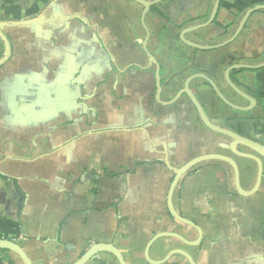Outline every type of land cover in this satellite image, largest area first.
<instances>
[{
    "label": "crops",
    "instance_id": "crops-1",
    "mask_svg": "<svg viewBox=\"0 0 264 264\" xmlns=\"http://www.w3.org/2000/svg\"><path fill=\"white\" fill-rule=\"evenodd\" d=\"M213 3L161 0L142 21L134 0H0V238L32 264H74L97 243L126 264H264V172L242 195L232 166L208 159L170 192L176 171L209 153L234 160L243 192L256 183V161L175 98L205 75L232 104L191 79L210 120L264 143V9L226 45L185 43ZM258 4L220 0L184 39L225 41ZM235 64L261 65L228 71L249 109L226 81ZM0 264L24 263L0 250ZM84 264L120 263L102 247Z\"/></svg>",
    "mask_w": 264,
    "mask_h": 264
},
{
    "label": "water",
    "instance_id": "water-1",
    "mask_svg": "<svg viewBox=\"0 0 264 264\" xmlns=\"http://www.w3.org/2000/svg\"><path fill=\"white\" fill-rule=\"evenodd\" d=\"M134 1H136L138 4L142 5L143 10H142L141 17H142V21H144L145 15L149 11L150 7L153 6L157 2H160L161 0H152V1H148V0H134ZM219 4H220V0H214L210 15H209L208 19L204 23H201V24H198V25H195V26H192V27H188V28H185V29L182 30L181 39L185 43L189 44L192 47H196V48H199V49H208V48L210 49V48L220 47V46L226 45L230 41H232L236 37V35L240 32V30L244 26V23H245L246 19L248 18V16L250 15V13H252L254 10L264 9V4H258V5H255L252 8L247 9L245 11L241 21L239 22L236 30L234 31V33L228 39H226L225 41H222V42H220V43H218L216 45L200 46V45H198L196 43H192V42H189L186 39H184V36H183L184 33L188 32V31H192V30L198 29V28H201V27H204V26L208 25L209 23H211L214 20L215 16H216V13H217L218 8H219ZM148 56H149L150 60H152L154 63H157L155 58L151 54L148 53ZM259 66H261V65L252 66V65H245V64H235V65L230 66L229 69L227 70V72L225 73L226 81L230 85V87L236 93H238L240 96H242L243 98L247 99V101L249 102V105L247 107H241L242 109H249L250 107L254 106L255 103H256V100L254 98L248 96L246 93H244L241 89H239L236 85H234L230 81V79L228 77V71L230 69H235V68L240 69V68H250V67H259ZM157 80H158V72H157ZM211 84L214 87L215 91L218 93V95L226 103H228V104H230L232 106V104L229 103L223 97V95L220 93L218 88L213 84V82H211ZM157 87H158V91H159L160 90L159 84H157ZM184 91L189 95V97H190L191 101L193 102L194 106L196 107L197 112L199 114V117H200L201 121L204 123V125L207 126L210 129H212L213 131H216V132H218L220 134L226 135L229 138H231V141L229 143V149L233 153H235L237 155L249 157V158L253 159L254 161H256L257 167H258V171H257L258 173H257L255 187L249 192H243L241 190V188H240V185H239V173H238L237 165H236V163L234 162V160L231 157H229L227 155L219 154V153L203 154V155H199L197 157H194V158L190 159L189 161L184 163L176 171V174L174 175L173 180H172L171 185H170V192L173 191V188H174L176 182L178 181L180 176L187 169H189L191 166H193L197 162L208 160V159L222 160V161H225V162L229 163L232 166V168L234 169L235 186H236L237 191L240 194L246 195V194H249V193L253 192L256 189L258 183L260 182V178H261V175H262V170H263V167H264V143L256 141V140H253L251 138H245V137H243V136H241V135H239V134H237V133H235V132H233L231 130H228V129H225L223 127H220V126H217V125L213 124L209 120L208 116L206 115L202 105L196 99V97L193 95V93L188 89L187 85H186ZM239 145L247 147L248 149H250L255 154L239 151L236 148V146H239ZM175 217L178 218L179 216H175ZM102 247H108L109 249H111L115 253L119 263L120 264H126L124 259H123V257H122V255L120 254V252L114 246H112L110 244H107V243H97V244H95L90 249H88L81 256V258L74 264H84L87 260H89V258L92 256V254L97 249L102 248ZM0 250L12 251L23 261L24 264H32L29 256L26 254V252L24 251L23 247L19 243L15 242V241H13V240H11L9 238H0Z\"/></svg>",
    "mask_w": 264,
    "mask_h": 264
},
{
    "label": "flooded vegetation",
    "instance_id": "flooded-vegetation-1",
    "mask_svg": "<svg viewBox=\"0 0 264 264\" xmlns=\"http://www.w3.org/2000/svg\"><path fill=\"white\" fill-rule=\"evenodd\" d=\"M156 60V59H155ZM152 61V60H151ZM153 62V61H152ZM156 62H157V60H156ZM155 64V67H156V71H155V75H156V83L157 84H159V87H160V90H161V88H162V86H161V79H160V69H161V65L157 62V63H154ZM157 72H158V80H157ZM196 77H202L203 79H205L211 86H212V84H211V82H213L211 79H209L208 77H206L205 75H202V74H199V73H194V74H191V75H189L186 79H185V81H184V85H183V87L181 88V89H179V93L178 94H176V97L175 98H178V97H180L181 95H185V97H186V99H187V101H188V103H190L191 104V106L192 107H194V109L196 110V113H197V115H198V117H199V114H198V112H197V109H196V107L194 106V104H193V102L191 101V99H190V97H189V95L184 91V89H185V87H186V85H187V87H188V89L193 93V95L196 97V99L200 102V104L202 105V107H203V109H204V106H203V104L201 103V100H200V98L198 97V95L190 88V86H189V82H190V80L191 79H193V78H196ZM211 81V82H210ZM214 84V83H213ZM230 86V85H229ZM158 88V87H157ZM212 88H214L213 86H212ZM159 90V91H160ZM183 104L184 103H182L181 101L179 102V106H181V107H183ZM204 111H205V109H204ZM205 113H206V111H205ZM206 115L208 116V114L206 113ZM200 118V117H199ZM208 118H209V120H210V117L208 116ZM201 120V119H200ZM211 121V120H210ZM202 122V121H201ZM212 122V121H211ZM203 123V122H202ZM213 123V122H212ZM204 124V123H203ZM214 124V123H213ZM216 125V124H215ZM207 127V126H206ZM210 129V128H209ZM212 130V129H211ZM216 132V131H215ZM218 133V132H217ZM226 136V135H225ZM228 139H229V142H228V149H229V143H230V141H231V138H229L228 136H226ZM239 146H241V145H239ZM241 147H244V148H246L248 151H246V150H244V152H246V153H252V154H255L254 152H252L250 149H248L247 147H245V146H241ZM230 150V149H229ZM239 150V149H238ZM231 151V150H230ZM240 151V150H239ZM232 152V151H231ZM241 152H243L242 150H241ZM233 153V152H232ZM235 154V153H234ZM241 156V155H240ZM241 157H243V158H249V157H245V156H241ZM251 159V158H250ZM257 165V164H256ZM257 169H258V167H257ZM262 172H264L263 170H262ZM262 177H263V173H262V175H261ZM174 177V176H173Z\"/></svg>",
    "mask_w": 264,
    "mask_h": 264
}]
</instances>
